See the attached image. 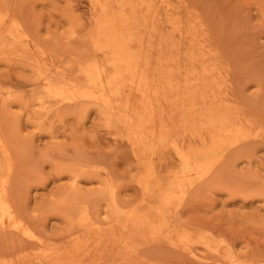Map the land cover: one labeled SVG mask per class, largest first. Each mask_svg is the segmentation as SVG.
Wrapping results in <instances>:
<instances>
[{"label": "rangeland", "instance_id": "374dc122", "mask_svg": "<svg viewBox=\"0 0 264 264\" xmlns=\"http://www.w3.org/2000/svg\"><path fill=\"white\" fill-rule=\"evenodd\" d=\"M117 263L264 264V0H0V264Z\"/></svg>", "mask_w": 264, "mask_h": 264}, {"label": "bare ground", "instance_id": "6f19581e", "mask_svg": "<svg viewBox=\"0 0 264 264\" xmlns=\"http://www.w3.org/2000/svg\"><path fill=\"white\" fill-rule=\"evenodd\" d=\"M62 97V96H61ZM64 101V100H63ZM71 104V103H70ZM61 105H63V104H61ZM3 207V206H2ZM4 208V207H3ZM114 241V240H113ZM118 264V263H117Z\"/></svg>", "mask_w": 264, "mask_h": 264}]
</instances>
